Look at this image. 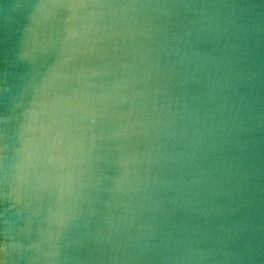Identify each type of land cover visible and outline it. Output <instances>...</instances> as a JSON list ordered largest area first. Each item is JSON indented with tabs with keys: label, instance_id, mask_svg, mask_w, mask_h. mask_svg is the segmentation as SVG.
<instances>
[{
	"label": "clouds",
	"instance_id": "1",
	"mask_svg": "<svg viewBox=\"0 0 264 264\" xmlns=\"http://www.w3.org/2000/svg\"><path fill=\"white\" fill-rule=\"evenodd\" d=\"M0 264H264V0H0Z\"/></svg>",
	"mask_w": 264,
	"mask_h": 264
}]
</instances>
